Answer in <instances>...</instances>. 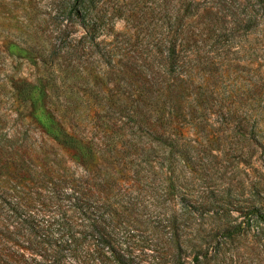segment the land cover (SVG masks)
Returning <instances> with one entry per match:
<instances>
[{
  "label": "rangeland",
  "instance_id": "374dc122",
  "mask_svg": "<svg viewBox=\"0 0 264 264\" xmlns=\"http://www.w3.org/2000/svg\"><path fill=\"white\" fill-rule=\"evenodd\" d=\"M181 2L0 0V160L13 158L0 179L25 178L34 192L40 179L64 183L84 205V228L77 213L63 219L78 224L88 264H264V113L248 111L264 95L249 92L247 54H211L217 65L197 74L210 76V97L171 127L168 117L163 143L126 101L138 55L164 39ZM18 83L46 84L49 108L92 146L84 164L31 123L40 108ZM33 198L22 216L0 199V264H73L43 241Z\"/></svg>",
  "mask_w": 264,
  "mask_h": 264
},
{
  "label": "trees",
  "instance_id": "16d2710c",
  "mask_svg": "<svg viewBox=\"0 0 264 264\" xmlns=\"http://www.w3.org/2000/svg\"><path fill=\"white\" fill-rule=\"evenodd\" d=\"M178 12L179 15L167 22L165 37L156 42L155 50L138 55L140 65L135 69L136 84L126 87L124 92L127 103L136 105L138 116L153 121V140L161 143L165 137L174 136L169 130L158 129L164 128L168 117L171 127L173 117L187 109H200L202 101L210 97V76L197 74L203 67L217 65L211 54L219 48L230 52L235 47L237 54H247V64L257 75L249 82V92L264 95V72H261L264 70V0H182ZM241 38L245 39L244 46L239 42ZM14 90L22 102L40 108L37 116H30L31 123L58 146L72 151L84 164L85 152L88 153L92 146L75 134L73 120L59 114V110L49 108L46 84L18 83ZM121 105H124L123 101ZM248 111L250 114L264 113V102L251 100ZM9 159L13 160L12 157L3 163L0 160V170L13 163L8 162ZM24 165V172L28 173V166ZM12 167L18 172L23 170L16 164ZM30 184L32 181L25 178L18 181L0 179V199L12 204L7 211L21 216L28 214L33 211V196H38L41 198L38 199L37 213L41 217L38 228L45 244L55 248V256L65 252L71 255L73 264H88L85 256H77L82 243L81 232L75 230L78 224L63 219L66 212L77 213L79 227L84 228L83 203L69 194L61 181L40 179L35 192L31 191ZM3 217L0 213V222H7ZM260 219L264 222V217Z\"/></svg>",
  "mask_w": 264,
  "mask_h": 264
}]
</instances>
